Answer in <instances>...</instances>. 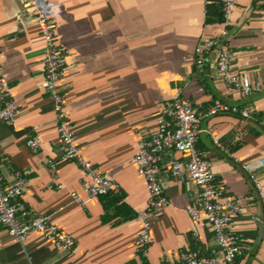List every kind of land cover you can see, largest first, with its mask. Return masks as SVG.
<instances>
[{
    "label": "crops",
    "instance_id": "crops-1",
    "mask_svg": "<svg viewBox=\"0 0 264 264\" xmlns=\"http://www.w3.org/2000/svg\"><path fill=\"white\" fill-rule=\"evenodd\" d=\"M24 1L0 0L1 72L18 108L12 124L0 121V175L5 185L15 182L14 171L25 175L19 201L27 217L50 216L75 244L61 250L37 232L19 244L0 225V264H178L184 250L220 259L206 215L201 212L194 221L186 211L196 187L172 179L166 170L168 158H179L178 153H167L160 163L169 203L152 225L143 260L134 246L136 217L102 222V204L85 192L81 169L65 160L51 171L48 161L61 154L57 117L42 87L43 38ZM214 2L47 0L56 41L66 51L63 111L82 155L114 177L123 201L137 213L148 192L131 159L176 95L198 111L214 99L247 107L248 118L229 113L203 118L196 147L211 162L215 184L243 208L229 224L243 248L232 264H264V198L253 186L256 178L264 189V168H243L264 156V89L240 96L215 75L223 44L232 52L234 71L264 82V0H237L228 35L196 66L197 43L220 34V22H204L205 4ZM33 136L39 139L35 152L25 144ZM71 193L79 200L72 201Z\"/></svg>",
    "mask_w": 264,
    "mask_h": 264
},
{
    "label": "built area",
    "instance_id": "built-area-1",
    "mask_svg": "<svg viewBox=\"0 0 264 264\" xmlns=\"http://www.w3.org/2000/svg\"><path fill=\"white\" fill-rule=\"evenodd\" d=\"M222 5V21L220 34L204 38L194 48V63L202 66L213 49L220 44V38L228 35V26L233 18V8L237 0H218ZM23 7L32 11L35 23L44 42L43 63L44 80L42 87L53 104L57 117V134L61 154L56 159L48 161L51 171H55L61 161H72L82 171L83 188L93 198L107 192L119 191L114 177L98 171L91 161L85 158L75 142V134L64 115V98L61 90L66 51L59 46L55 38V21L49 14L47 0H26ZM232 52L226 45H219L216 52L215 75L232 91L240 96H247L264 89V82L251 81L244 72H236L231 67ZM18 113L15 99L12 97L7 80L1 72L0 65V121L12 124ZM235 114L241 118L250 117L247 107L214 99L203 110H197L191 101L176 95L159 114L155 130L142 139L131 161L144 178L148 197L145 207L137 212L139 231L134 240L137 251L145 253L150 241V231L158 214L169 203L159 178L160 163L169 152L178 153L166 161L169 176L180 182H191L196 187V194L186 211L192 220H197L199 213H204L213 229V241L221 251L220 259L214 256H203L196 251L184 250L179 253L178 264H232L242 255L243 248L239 237L229 229L232 216L243 211L242 205L232 195H228L214 182L211 162L197 149V135L200 131V121L217 114ZM26 146L33 152L39 149L38 137H28ZM245 171L254 168H264V156L254 163L245 164ZM15 182L10 185L3 183L0 175V225L14 241L23 244L31 232L39 233L45 240L50 241L61 250H70L74 238L59 229L48 215L27 217L19 201L28 179L20 171H14ZM253 186L259 198H264V189L260 181L253 180ZM58 188L63 185L59 183ZM71 200L78 201L79 197L71 193Z\"/></svg>",
    "mask_w": 264,
    "mask_h": 264
},
{
    "label": "trees",
    "instance_id": "trees-1",
    "mask_svg": "<svg viewBox=\"0 0 264 264\" xmlns=\"http://www.w3.org/2000/svg\"><path fill=\"white\" fill-rule=\"evenodd\" d=\"M222 21V5L220 1L205 4V23L221 22ZM98 200L103 207L101 221L106 222L115 216L129 219L137 216V213L130 209L123 201L124 194L119 190L117 192H107L99 195ZM109 209H114L115 212L111 215L108 214ZM139 255L143 260V254L139 251Z\"/></svg>",
    "mask_w": 264,
    "mask_h": 264
}]
</instances>
